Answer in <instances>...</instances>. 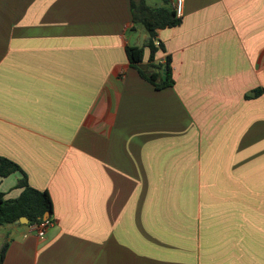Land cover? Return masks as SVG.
Listing matches in <instances>:
<instances>
[{"label": "crops", "instance_id": "crops-1", "mask_svg": "<svg viewBox=\"0 0 264 264\" xmlns=\"http://www.w3.org/2000/svg\"><path fill=\"white\" fill-rule=\"evenodd\" d=\"M177 17L155 89L126 57L129 0H0V155L55 221L0 234V264H264V0Z\"/></svg>", "mask_w": 264, "mask_h": 264}, {"label": "trees", "instance_id": "trees-1", "mask_svg": "<svg viewBox=\"0 0 264 264\" xmlns=\"http://www.w3.org/2000/svg\"><path fill=\"white\" fill-rule=\"evenodd\" d=\"M147 0H129L131 24L133 28L141 24L147 37L141 46L126 45L125 53L131 67L139 76L151 84L155 89L171 87L174 84L172 77L171 58L165 55L162 61L156 59L159 50L165 49L157 39V30L173 27L180 23V18L170 5V0H160L159 4L151 6ZM158 41L155 45L154 41ZM145 64L146 68L141 69L140 65ZM165 79H162V74ZM264 93V88H256L247 97H257ZM21 177L17 180L15 188L19 190L16 197L5 198L0 191V225L15 224L21 217L27 218L26 224L38 223L42 220L45 212L52 214V200L47 190L38 189L28 183L25 171L15 161L0 155V178L7 177L14 173ZM50 217V216H49ZM5 247L0 251V263L4 257Z\"/></svg>", "mask_w": 264, "mask_h": 264}, {"label": "rangeland", "instance_id": "rangeland-1", "mask_svg": "<svg viewBox=\"0 0 264 264\" xmlns=\"http://www.w3.org/2000/svg\"><path fill=\"white\" fill-rule=\"evenodd\" d=\"M147 4L154 6L156 4L160 3V0H147ZM127 35L129 37H132L131 40L129 41L130 44L137 43L138 45H142L145 41L146 38V31L144 27L141 24H137L135 27V30L131 31L129 30L127 32ZM23 229H26L24 225H13V224H5V225H0V234L3 236L7 234V231L10 230L11 232H14L19 234L23 231ZM3 237L0 236V243L3 242Z\"/></svg>", "mask_w": 264, "mask_h": 264}, {"label": "built area", "instance_id": "built-area-1", "mask_svg": "<svg viewBox=\"0 0 264 264\" xmlns=\"http://www.w3.org/2000/svg\"><path fill=\"white\" fill-rule=\"evenodd\" d=\"M172 8L175 11L176 16H180L182 14L183 9V0H175L172 4ZM155 45L158 44V41H154ZM55 224L53 218L48 217L46 219H42L38 223H30L26 225V231L24 233V237L28 236L30 233H34L37 237L41 238L45 235L48 228L52 227Z\"/></svg>", "mask_w": 264, "mask_h": 264}, {"label": "water", "instance_id": "water-1", "mask_svg": "<svg viewBox=\"0 0 264 264\" xmlns=\"http://www.w3.org/2000/svg\"><path fill=\"white\" fill-rule=\"evenodd\" d=\"M140 68L141 69H145L146 68V65L145 64H142L140 65ZM162 79L164 80L165 79V74L163 73L162 74ZM50 216V213L49 212H45L44 215H43V218L42 219H46ZM27 218L26 217H21L19 218V220L17 222H15L16 225L18 224H26L27 223Z\"/></svg>", "mask_w": 264, "mask_h": 264}]
</instances>
